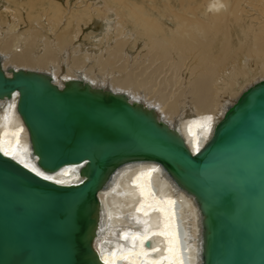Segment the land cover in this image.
Segmentation results:
<instances>
[{
	"label": "bare ground",
	"instance_id": "1",
	"mask_svg": "<svg viewBox=\"0 0 264 264\" xmlns=\"http://www.w3.org/2000/svg\"><path fill=\"white\" fill-rule=\"evenodd\" d=\"M197 3L180 0L160 17L156 6L129 0H1L0 61L6 71L37 69L58 84L81 78L125 94L194 152L241 92L264 78V0ZM16 101L17 93L0 100V152L26 165ZM74 169L47 178L69 184ZM97 196L92 245L104 264H197L198 208L158 163L120 166Z\"/></svg>",
	"mask_w": 264,
	"mask_h": 264
},
{
	"label": "water",
	"instance_id": "2",
	"mask_svg": "<svg viewBox=\"0 0 264 264\" xmlns=\"http://www.w3.org/2000/svg\"><path fill=\"white\" fill-rule=\"evenodd\" d=\"M14 93L29 163L0 152V264H104L92 245L97 193L136 161L158 163L194 198L197 264H264V78L194 152L153 109L81 78L58 84L42 70L6 71L0 61V100ZM71 167L74 182L47 178Z\"/></svg>",
	"mask_w": 264,
	"mask_h": 264
},
{
	"label": "rangeland",
	"instance_id": "3",
	"mask_svg": "<svg viewBox=\"0 0 264 264\" xmlns=\"http://www.w3.org/2000/svg\"><path fill=\"white\" fill-rule=\"evenodd\" d=\"M203 1L204 0H195V2H198L200 5L203 4ZM129 2L131 3L132 7L141 8V9L145 8L146 10H149V8H151L152 6L154 7L156 6L159 10L160 9L163 10L164 14H167L170 11L171 6H176L177 9L178 7H180L179 6L180 0H129ZM200 10L201 12H203L202 10H206V9L201 7ZM154 11L158 12L155 9ZM163 12L161 11L160 13H157V15L163 17L164 16Z\"/></svg>",
	"mask_w": 264,
	"mask_h": 264
},
{
	"label": "snow or ice",
	"instance_id": "4",
	"mask_svg": "<svg viewBox=\"0 0 264 264\" xmlns=\"http://www.w3.org/2000/svg\"><path fill=\"white\" fill-rule=\"evenodd\" d=\"M209 119H210V117H209Z\"/></svg>",
	"mask_w": 264,
	"mask_h": 264
}]
</instances>
